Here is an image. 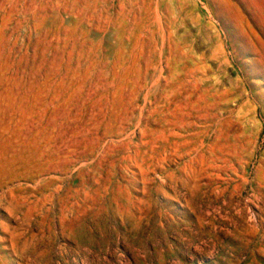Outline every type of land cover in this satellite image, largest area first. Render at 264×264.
<instances>
[{
  "label": "rangeland",
  "instance_id": "374dc122",
  "mask_svg": "<svg viewBox=\"0 0 264 264\" xmlns=\"http://www.w3.org/2000/svg\"><path fill=\"white\" fill-rule=\"evenodd\" d=\"M137 1L113 0L114 7L76 20L71 3L63 9L57 0H0V264H264V0H189L198 2L203 25L187 17L176 23L208 76L232 91L228 117L239 128L237 150L223 143L213 153L168 156L158 162L165 173L150 175L146 195L131 182L140 180L131 173L136 167L121 169L122 158L106 165V182L98 179L97 159L80 157V150L70 162L53 159L62 131L80 125L72 116L83 108L75 101L80 92L67 91L60 74L91 44H112L116 10L123 11L119 19L130 17ZM145 1L157 16L141 27L147 40L160 11H175L180 0ZM204 7L230 36L214 38ZM104 17L110 23L98 25ZM228 38L240 50L245 77L233 63L216 71L211 49L222 45L232 59ZM90 107L99 112L98 104ZM101 143H87L98 158ZM40 218L54 219V233L42 232ZM58 218H77L78 227L62 232Z\"/></svg>",
  "mask_w": 264,
  "mask_h": 264
},
{
  "label": "bare ground",
  "instance_id": "6f19581e",
  "mask_svg": "<svg viewBox=\"0 0 264 264\" xmlns=\"http://www.w3.org/2000/svg\"><path fill=\"white\" fill-rule=\"evenodd\" d=\"M57 1L64 4L63 9L71 3L76 11V20L92 18L87 13L89 11L106 9L107 5L109 8L114 7L113 0H99L101 4H105L102 8L98 0ZM188 4L189 0H180L175 11L161 10L158 29L151 31V39L147 40L140 36L141 27L157 17L151 16L153 14L149 2H133L128 11L130 17L124 16L123 19H119L124 15L123 11L116 10L118 16L113 22L117 25L118 34L114 42L104 48L100 44H91L82 56L78 53L74 65L64 68V73L60 74L62 85L73 94L80 92L75 101L83 108L72 116L80 125L63 130L62 136L60 135L61 143L53 149V159H57V163L61 160L64 163L66 160L70 162V158L76 156L77 150H80V157L89 155L97 159L95 166L99 172L98 179L106 182V165H118L122 158L124 166H120L121 169L136 167L131 173L134 176L139 174L140 180L132 179L131 182L139 181L141 191L146 195L151 184L150 175L165 173L164 167L158 166V162L168 156L179 153H213L223 143L236 150L240 147L241 139L236 134L239 128H234V123L228 117L232 91L225 88L219 78L208 76L206 64L197 56L193 43L189 42L184 32L179 33L176 29V23H183L182 17H187L199 28L203 25L198 14V2L193 1L190 6ZM116 7L122 9L120 3ZM204 10L210 20L206 22V26L211 29L214 38L220 40L222 32L230 36L223 26L215 24V17L209 15L208 7H204ZM125 22L128 27H124ZM96 23L104 26L110 23V19L99 18ZM154 37L158 41H154ZM228 40L234 52L232 59L222 45L211 49V58L217 62L216 71L233 63L238 65L239 71L245 77L246 64L240 60L236 41ZM252 64L253 61L249 65ZM95 104L100 106L98 113L90 107ZM89 109L91 111L87 112ZM86 121L88 124H85ZM72 133L74 134L69 136ZM62 138H68V143ZM94 139L102 141L96 145L102 153H99V158L94 148H89L87 144ZM117 151L126 154L120 155V158L115 157ZM64 153L67 158L62 156ZM103 171L105 174L101 176ZM82 172L79 169V173ZM165 175L166 178L171 176ZM123 178L128 181L127 176ZM164 180L162 178L161 182ZM190 181L191 189L195 190L197 180L193 178ZM117 191L122 199V189L118 187ZM164 195L178 202L175 195ZM187 202L185 199V203ZM179 205L182 203L179 202ZM58 219L62 232H71L78 227L77 218ZM40 223L42 232L46 229L48 233H54L53 218H40Z\"/></svg>",
  "mask_w": 264,
  "mask_h": 264
}]
</instances>
